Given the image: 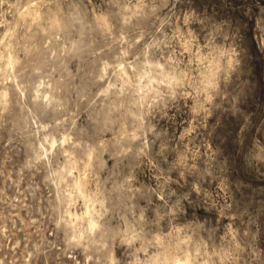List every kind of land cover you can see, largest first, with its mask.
<instances>
[{"label": "clouds", "instance_id": "1", "mask_svg": "<svg viewBox=\"0 0 264 264\" xmlns=\"http://www.w3.org/2000/svg\"><path fill=\"white\" fill-rule=\"evenodd\" d=\"M0 264H264V0H0Z\"/></svg>", "mask_w": 264, "mask_h": 264}]
</instances>
